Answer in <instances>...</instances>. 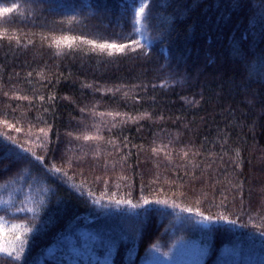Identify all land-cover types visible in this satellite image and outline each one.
<instances>
[{
	"label": "trees",
	"instance_id": "trees-1",
	"mask_svg": "<svg viewBox=\"0 0 264 264\" xmlns=\"http://www.w3.org/2000/svg\"><path fill=\"white\" fill-rule=\"evenodd\" d=\"M141 2L0 0V264H264V0Z\"/></svg>",
	"mask_w": 264,
	"mask_h": 264
},
{
	"label": "rangeland",
	"instance_id": "rangeland-1",
	"mask_svg": "<svg viewBox=\"0 0 264 264\" xmlns=\"http://www.w3.org/2000/svg\"><path fill=\"white\" fill-rule=\"evenodd\" d=\"M138 30L141 33V38L147 40L141 23L138 24ZM91 170H97V168L94 169L92 167ZM187 219L192 221V224H190V226L193 225L194 230L191 229V232L188 233L189 235H186L176 244L173 252L169 254L166 259H163L165 261H152L149 264H203L207 252L208 223L205 221H201L200 219L196 220L197 218L193 220L192 218L187 217ZM197 231L199 232L194 233Z\"/></svg>",
	"mask_w": 264,
	"mask_h": 264
},
{
	"label": "snow or ice",
	"instance_id": "snow-or-ice-1",
	"mask_svg": "<svg viewBox=\"0 0 264 264\" xmlns=\"http://www.w3.org/2000/svg\"><path fill=\"white\" fill-rule=\"evenodd\" d=\"M147 6H148L147 3L143 2V0H142L140 6L138 7V9H136V11H135V23L136 24H140L144 20V18L146 17V11L145 10H146ZM15 7L16 6L13 5V7L0 8V16L12 13L15 10ZM64 42L69 43V45H70V42L68 41V38H66V37L64 38ZM60 44H61V41H57L58 47L60 46ZM97 47H99L100 49L108 48V49H115L116 51H122L124 46L118 47L115 44H100V45H97ZM37 159H40V158L37 157ZM55 170L59 171V169H55ZM11 227L14 230H18V229H21L23 226L22 225H12ZM25 231H30V230L25 229ZM17 239H20V237H17ZM24 243H25V241L20 240L21 250L23 248ZM14 251H15V249H13L12 251H9L7 248H0V252H3L6 255L11 256L16 260H19L20 255L18 253L16 255H13Z\"/></svg>",
	"mask_w": 264,
	"mask_h": 264
}]
</instances>
